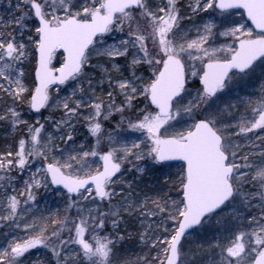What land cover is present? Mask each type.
Wrapping results in <instances>:
<instances>
[{"label":"snow or ice","instance_id":"6c2138e0","mask_svg":"<svg viewBox=\"0 0 264 264\" xmlns=\"http://www.w3.org/2000/svg\"><path fill=\"white\" fill-rule=\"evenodd\" d=\"M187 8L8 0L0 122L20 134L0 152V264H25L39 248L47 264H264V0ZM105 80L107 105L96 96ZM80 117L90 147L76 142ZM165 162L175 173L138 199L125 172ZM41 189L63 211L41 208ZM125 216L140 219L150 261L119 247ZM109 217L114 231L102 234Z\"/></svg>","mask_w":264,"mask_h":264},{"label":"rangeland","instance_id":"374dc122","mask_svg":"<svg viewBox=\"0 0 264 264\" xmlns=\"http://www.w3.org/2000/svg\"><path fill=\"white\" fill-rule=\"evenodd\" d=\"M154 3H161V0H154ZM195 4L196 0H177V6L180 9L182 14H187L188 13V8L187 6L189 4ZM7 4H8V0H2V2H0V8H5L6 11H8L7 9ZM12 4L15 5L16 4V0H12ZM236 19H239V16L237 15L235 17ZM194 20L197 19L196 17L193 18ZM186 25L191 23L188 21L184 22ZM109 43H111V40H109ZM97 82L99 81V75H97L96 77ZM108 84L107 81L105 80L103 88H101L99 85L96 88V96L100 97L101 99H103L105 101V105H107L108 103V97L106 94L105 89H107ZM123 99L122 97H117V103L120 102V100ZM0 108H2V105H0ZM22 112L27 113V109L23 108L21 109ZM43 111V115L44 116H49L50 112L49 111ZM62 113L60 112H55L52 111L51 112V116L52 119H60ZM84 115H87V111L84 112ZM25 119H28L29 117L27 115H25L24 117ZM40 118L41 122L43 123V118L42 117H38V114L36 113H32L31 114V119H30V123L34 122L35 119ZM119 117H117L118 119ZM80 123L78 124V129L79 131L76 133L77 136V144L80 143H85L86 145H88L89 147L91 146V144L95 143L94 139L90 136H88L87 133V127L84 125L83 122V117H80ZM102 123V127L104 129L105 134L112 130L111 129V125L109 124V122L106 121H101ZM50 130V129H49ZM19 131L13 132V130L11 129L10 125L5 123V122H0V152L5 151L6 149H8L10 146H12L14 144V140L15 138H17L19 136ZM143 164V162H142ZM130 167V166H129ZM176 165L173 163H163L161 165H157L155 167H149L147 174H141V173H137V172H125V175L123 177V180H128V181H132V177H136L137 179L135 181H132L135 184V188H134V194L135 192H139L140 196L138 197V199H143L144 195H148L150 197H155V195L157 194L155 192V188L157 187V182L159 181V183H163V181L165 179H167L168 175L170 173H175L176 171ZM124 188L125 191H127V188L124 186V184L122 182H118L117 185L115 186V190L117 193H119L121 191V189ZM38 199L40 200V207L44 208V207H50L52 211H55L57 207H59L61 209V211H63L65 205L63 200L61 199V197L55 195L52 192H45L43 189H41L40 193L38 194ZM118 197L114 198L112 201L113 206L118 202ZM100 202L97 201V204H99ZM91 207H96V205H90ZM101 210L104 212H108L109 211V205L107 201H104L103 204L100 205ZM253 211H255L258 214V209H253ZM75 210L73 209V214H74ZM111 220L112 218L109 217V219L107 220V228L103 231L102 234H107L109 232L114 231L111 227ZM147 225V221L145 222V226ZM145 230L144 227H141L140 224V219L138 217H123L122 222L120 224V228L115 230L118 231L122 234L126 236H128V233L132 234V239H133V244L135 247H139L136 248V251H130L128 254V256H130L133 260H135L137 257L143 258V257H148L149 261L151 259L152 256H154L156 253L154 250L150 249L147 246L142 245L139 241H140V236L139 233L143 232ZM207 231L211 230V227L208 226V228L206 229ZM3 231H12V229H8L5 228L3 229ZM126 239H128L126 237ZM33 253H35L37 256L32 257L33 259L37 258L36 261L44 259L45 256H48L50 258L51 254L48 250L43 249V248H39L36 250H33ZM33 259H31V263L35 262ZM46 259V258H45ZM44 259V261H45Z\"/></svg>","mask_w":264,"mask_h":264},{"label":"trees","instance_id":"16d2710c","mask_svg":"<svg viewBox=\"0 0 264 264\" xmlns=\"http://www.w3.org/2000/svg\"><path fill=\"white\" fill-rule=\"evenodd\" d=\"M128 237V236H126ZM119 247L121 248L122 252L125 253V254H128L130 251H136L137 249L136 248H139V247H135L134 244H133V239H125L124 241H122L121 245H119ZM37 256L35 253H32L30 256L27 257V259L25 260V264H47L48 260L50 259L48 256H45V261L44 259H41V260H37V258L33 259L32 257H35ZM31 259H33L35 262H32L31 263ZM53 264H54V261H53Z\"/></svg>","mask_w":264,"mask_h":264},{"label":"flooded vegetation","instance_id":"af4514ba","mask_svg":"<svg viewBox=\"0 0 264 264\" xmlns=\"http://www.w3.org/2000/svg\"><path fill=\"white\" fill-rule=\"evenodd\" d=\"M0 15L4 16L5 18H7V11L5 10V8H0Z\"/></svg>","mask_w":264,"mask_h":264}]
</instances>
